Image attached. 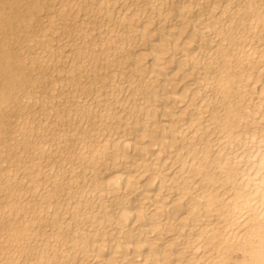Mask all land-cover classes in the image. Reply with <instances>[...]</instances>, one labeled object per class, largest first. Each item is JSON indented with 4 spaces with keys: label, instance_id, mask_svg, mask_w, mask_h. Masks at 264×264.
Segmentation results:
<instances>
[{
    "label": "bare ground",
    "instance_id": "1",
    "mask_svg": "<svg viewBox=\"0 0 264 264\" xmlns=\"http://www.w3.org/2000/svg\"><path fill=\"white\" fill-rule=\"evenodd\" d=\"M234 2L0 1V264H264V0Z\"/></svg>",
    "mask_w": 264,
    "mask_h": 264
},
{
    "label": "rangeland",
    "instance_id": "2",
    "mask_svg": "<svg viewBox=\"0 0 264 264\" xmlns=\"http://www.w3.org/2000/svg\"><path fill=\"white\" fill-rule=\"evenodd\" d=\"M0 1H1V4H2V0H0ZM235 1L237 2L238 0H235ZM236 2H234V4H235ZM1 4H0V5H1ZM23 6H24V5H23ZM2 11H5V10H2ZM42 14L45 15V13H41L40 15H42ZM40 15H39V16H40ZM45 17H46V16H45ZM45 17H44V16H40L39 20H40V19L43 20V18H45ZM37 26H38V25H37ZM37 26H36V27H37ZM34 27H35V26H32V28H34ZM32 28H31V29H32ZM5 29H6V28L1 29V30H2V31H0V32H1V35H5V34H6L7 29H6V31H5ZM31 29H30V30H31ZM3 30H4V31H3ZM2 33H3V34H2ZM1 35H0V37H1ZM19 40H20V39H19ZM19 40L16 41V42L19 43V44H16V42H15L14 45H16V46H14V47L11 46V47H13L14 51H17V50L19 51L20 45L23 44V41L20 40V42H19ZM20 43H21V44H20ZM12 45H13V44H12ZM18 45H19V46H18ZM21 46H22V45H21ZM15 47H16V48H15ZM11 49H12V48H11ZM13 49H12V50H13ZM28 50H29V49H28ZM28 50H27V51H28ZM29 52H30V51H29ZM67 52H68V51H67ZM17 55H18L19 58L22 56L21 54H20V56H19V54H17ZM198 66H200V65L198 64L197 67H198ZM170 69H171V68H170ZM170 69H168L167 71L172 73L173 71H171ZM193 69H195V68H193ZM191 70H192V69H191ZM193 71H194V70H193ZM188 81H190V80H188ZM45 83H46V82H44V84H45ZM191 86H192V85H191ZM259 87H260V86L257 87V92H258ZM44 88H45V89H44ZM166 88H167V87H165L164 89H166ZM168 88H169V87H168ZM191 88H194V87H191ZM37 89H38V90H37V94H38L37 97H39V96L41 97V96L44 94V92H46V91H47L46 93L49 92L48 90H46V87H40V90H39V88H37ZM43 89H44V90H43ZM47 89H48V87H47ZM42 90H43V91H42ZM56 91H57V90H55L54 92H56ZM202 91H203V90H202ZM40 92H41V93H40ZM257 92H256V93H257ZM255 95H256V94H255ZM202 99H203V98H201L200 100H202ZM204 100H205V99H203V101H204ZM184 101H185V99H184ZM184 101H183V102H184ZM196 101H197V100H195V102H196ZM203 101L200 102V103H201V104H205V102L203 103ZM183 102H179L177 105H180V106H181V104H183ZM186 102H187V100H186ZM36 105H37V106H36ZM34 107H35L36 109H38V108H39V104H35V105L33 106V108H34ZM37 107H38V108H37ZM176 108H177V107H176ZM181 108H183V107H181ZM190 108H192V107H190ZM192 109L194 110V108H192ZM175 110H177V113H178L179 110H178V109H175ZM193 110H192V111H193ZM194 111H196V110H194ZM206 113L208 114V112H206ZM203 115H204V114H203ZM204 116H206V115H204ZM204 116H203V117H204ZM201 118H202V116H201ZM13 123H14V122H13ZM13 123L10 124V127H11L10 129H13V125H12ZM185 125H186V124H185ZM185 125H183V127H184ZM188 130H189V129H188ZM188 130H187V131H188ZM8 131H9V130H8ZM198 133H199V132L196 133V136L198 135ZM211 137H214V136L212 135ZM194 138H196V137H194ZM194 138H193V139H194ZM195 140H196V139H194V141H195ZM5 143H7V142H5ZM0 145H1V144H0ZM171 165H173V167L171 166V169H168V171L165 170V173L168 172L167 174H169V175L172 176V175H173L172 173H174V170H176V168L178 167V163H177V162H175L174 164L171 163ZM119 168H121V167H119ZM131 168H132V166L130 167V169H131ZM132 169H133V168H132ZM192 169H194V168H192ZM172 171H173V172H172ZM187 173H189V172H186V175L188 176L189 174H187ZM133 174H136V172L133 173ZM183 175L185 176V174H183ZM183 175H182V177H183ZM145 176L147 177V175L145 174L144 176H142L141 178H139L141 182H144V181L146 180ZM182 177H181V178H182ZM147 178H148V177H147ZM181 178H179V180H178V179H177V180L180 181ZM198 178H199V176L196 175V177L193 178V180H196V179H198ZM142 179H143V180H142ZM157 180H158V178H157ZM157 180H156V178H155V182H154L155 184H154V187H152L153 191H152V192L149 191V194H148V195L150 196V199H153V198H156V197H157V195H156V193H157L156 189H158L157 186H156L157 183H158ZM173 185H175V184H173ZM175 189H176V188H173V189H171V190L167 189V190H169L168 194H167V191H165L166 188H164V189H160V190H158V192L161 191L160 194L163 193V195H164L165 193H166L167 195H169L170 193H172L173 196H170V195H169V197L171 198V197H174V196H175V193H176V190H175ZM220 189H221V188H220ZM220 189H219V190H220ZM134 191H135V190H134ZM163 191H165V192H163ZM196 191H197V190H196ZM136 192H137V193H136ZM138 192H139V193H138ZM141 192H143V191H140V189H136V191L134 192V194H130V198L133 197L132 199H134V198L137 197L136 199H134V202L137 201V199L139 198V194H140ZM150 192H151V193H150ZM154 192H155V193H154ZM174 192H175V193H174ZM191 192H193L194 194L191 193ZM191 192H190V193L193 194V195H191V196H194V195H196V194L198 193V191L195 193L193 190H192ZM136 194H137L138 196H137ZM150 194H151V195H150ZM140 195L142 196L143 193H141ZM155 195H156V197H155ZM134 196H135V197H134ZM141 196H140V197H141ZM149 196H148V197H149ZM158 196H160V195H158ZM165 196H166V195H165ZM187 196H189L188 198H190V194L188 193L186 196H184L185 198H184V197L181 198V199H182V200H180L181 202H178V203H179V204H180V203H181V204H185V203L187 202V200H186V199H187ZM151 197H153V198H151ZM170 198L167 197L168 204L163 205V206H164L163 208L166 209V210H169V209L172 207V205H173L172 203H171L172 205L169 204V203H170V202H169ZM184 199H185V200H184ZM138 200H139V199H138ZM145 201H146V202H150L151 200H149V199L146 200V199H145ZM137 202H138V201H137ZM135 203H136V202H135ZM146 205H147V204H146ZM158 205H160V204H158ZM167 205H168L169 208H168V207L166 208ZM150 206L152 207L153 204H151ZM151 207H148V209H147L146 211H149V210L151 209ZM216 211H217V210H216ZM151 212H152V210L149 211V212H147V215H148V216L151 215V214H150ZM148 213H149V214H148ZM214 213L217 214V212H214ZM214 213H213V212H210L209 218H210V217H211V218H214V217H215V214H214ZM184 215H185V213H182L181 215H179L178 219H176V221H174V222H175L174 224H176V223L180 220V217H181V216H184ZM148 216H146V217H148ZM211 218H210V219H211ZM203 220H204V219H202V221H203ZM203 222H204V221H203ZM134 223H135V224L133 225V220H132V221L129 223L130 225L128 224V228H133V227H135V226L137 225V223H136V221H134ZM201 223H202V222H200V224H201ZM131 224H132V227H129V226H131ZM184 228H185V227H184ZM188 228H189V227H188ZM188 228L186 227L185 229H182V230H183L182 233H184V235H186V233H188V232H187V229H188ZM126 229H127V228H126ZM185 230H186V231H185ZM134 231H135V232H134ZM131 232H132L133 235H135V236L137 235V237H138L139 239H141L142 236H143V237L148 236V234L146 235V233H145V234H142L141 236H138L137 229H133ZM135 233H136V234H135ZM144 235H145V236H144ZM165 235H166V236H165ZM165 235H164V236H165L166 238H174L175 235H176V231H172V232H168V233L166 232ZM138 238H137V239H138ZM180 238H181V236L179 237V239H176V238H175V243L173 242V245L170 244V245H169L170 247H168V245H167L166 247H167L168 249H171V248H172V250L175 249L176 247H179L180 244L177 245V243L180 241ZM177 240H178V241H177ZM176 241H177V242H176ZM163 245H164V243H163ZM176 245H177V246H176ZM172 246H173V247H172ZM174 247H175V248H174ZM175 250H176V249H175ZM185 255L190 256V255H191V254H190V251H189V253L187 252V254H185ZM237 255H238L237 257H239V256H240V253H238ZM174 256H175V255H174ZM234 256H235V254H234ZM130 257H133V254H131ZM128 258H129V257H128ZM137 258H139V259H137ZM137 258L135 259V256H134L133 259H132V258H129V259H130V260H135V261H133L134 264H140V261H139V260H140V257H137ZM117 259H119V258H117ZM138 262H139V263H138ZM180 263H181V262L179 261V263H176V264H180ZM232 263H235V261H232ZM172 264H175V263H172Z\"/></svg>",
    "mask_w": 264,
    "mask_h": 264
}]
</instances>
